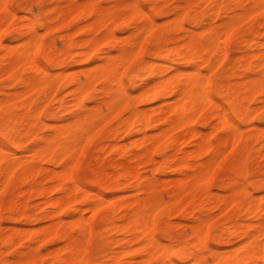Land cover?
<instances>
[{
  "label": "bare ground",
  "instance_id": "obj_1",
  "mask_svg": "<svg viewBox=\"0 0 264 264\" xmlns=\"http://www.w3.org/2000/svg\"><path fill=\"white\" fill-rule=\"evenodd\" d=\"M7 1L8 0H0V75L7 76L8 85L13 86L15 83H20L23 88H21L22 90L20 91L16 89H14L15 91L11 90L12 92L9 91L11 93L2 94V97H0V109L2 105L7 106V108L0 110V134L8 143L4 144L0 140V203L1 193L11 180L14 172L19 169V176L16 179V183L19 187L17 190L18 192H15L16 194L11 193L8 196L5 210L9 214L21 210V215L25 218L34 216L26 212V201L29 196L25 195V191L21 189V184L23 180L30 178L34 173L36 174V171L44 172L43 176L45 183H40L38 186L31 185L28 187V190H26L29 194L33 192L39 195L50 194L48 199L45 200L49 207V209L45 211V215L53 221L48 225L44 224L45 226L38 231L43 239L54 236L64 240V244L61 243L63 244L62 246L57 245L58 247L56 248L58 249L54 251L52 249L47 250L49 252L53 251L52 253L56 255V263L86 264L84 246L86 244L87 235L95 225L101 224L109 231L130 234L127 242L137 245L129 250H133L139 254L137 259L134 260V262H136L135 264H182L183 261H188L187 264H208L206 256L209 258L213 257L216 260L221 259V261L218 260L220 262L219 264H264V208L259 199H245V194L247 195L248 192L245 184L239 189V192L244 193L239 200L243 202L245 211L249 214H253L254 221L244 226L242 223L234 220L231 224V228H229V230L232 229V232L238 234L243 240L242 243H238L240 247L236 246V248L239 247L241 250L240 256L236 251H232L231 247L227 248V251H231L225 254L223 252L225 250L220 251L223 252V255H220L213 249L206 235L208 227L207 222H209L211 218L205 219L201 215L196 216L192 223H175V227L177 228V236L175 235L176 239L182 245L191 243L196 249L195 253L184 256L174 252L172 246L167 244L168 242L165 243L163 237L159 236L153 229L157 211L162 203L160 197L161 193L157 188L162 181H160V183L159 180H156L157 177L154 174V179L156 180L155 184L144 186L143 189L132 198L121 200L122 197H120L118 201V198L115 197L116 195L110 200L108 198V209L103 211L102 214L96 218V223H94L91 218L92 215L89 217V214L88 216L84 214L89 210L91 211L90 213L95 215L99 211L100 205L103 203L105 204V201L101 203V194H92L93 196L88 200L84 197L81 201H77V191L80 187L75 181L69 183L66 180L64 176L66 168H64V171H55L56 169H49L36 163L43 160L51 162L55 159L62 161L65 156L71 154L73 156L71 157L75 158L74 155L77 156L79 154L83 146L90 141L93 133L101 131L104 117L102 118L101 112L99 114V106L89 107L86 104V99L90 98L89 94L91 89L96 83H100L101 98L105 97L100 100V103H106L105 105L109 109L108 112L112 111L113 114L116 108H121L122 110L128 109L127 115H125L121 121L120 129L130 132L135 128V131L143 133L142 137H132L130 139L132 156L137 160L147 162L148 164L150 161H153V150L163 140L166 141V148L178 146L180 148L183 144L191 143L192 147L184 151L174 160L176 168L179 167L185 172L183 174L185 176L175 181L174 184H172L174 186L173 190L167 193L169 202L172 204L171 209L175 211V213L185 212L183 202L186 200H192L194 202L198 199L202 200L205 198L207 199L206 203H209L207 207L216 206L228 200L229 202L231 200H237L236 194H232V192H230V195L227 194L226 197L223 196L226 195L225 193H220L222 195H219L216 192H212V189L210 190L209 180L213 169L212 167L216 164L215 162H217L220 156H222L221 154L225 152L228 147L230 148L231 145H237L236 142H238L242 136L241 129L244 128L240 129L239 121L230 119L221 108L222 106L214 101L208 91V83L205 79L206 76L204 78V75L208 73L203 75L194 64L200 62H202L201 64H210L214 57L220 60L226 59L228 57L227 43L230 35L234 27L237 26L236 23L238 21L241 23L242 21V19L239 20V16L241 18V16L246 15L247 12H249L247 17L250 13L254 12L264 13V0H234L239 2L238 13L236 12L237 14L228 15L219 25L214 24L213 21L210 22L205 30L208 33L206 36L191 30L190 33L187 34L185 41L182 43L176 41L174 45L168 46V42L166 41H168L169 38L164 35L163 32L157 36L154 35L156 37L155 43L157 46L151 52L149 60H141L139 62L141 65L132 77L135 78V76L141 72H148V75L152 74L151 77H157V80L149 82V77L143 78L141 88L139 89L140 91L138 90L139 92H137L135 96H131L128 89L123 85L120 77V69L126 64H129L130 59H133L131 55L133 52L139 53L145 37L150 34H155L157 23H155L151 16L143 11L137 0L118 2L115 4L116 8L114 11H118L116 13L102 6L99 0H86L80 2L68 0L65 5L52 7L50 12H52L53 15H50L51 17L48 21L40 22V24L54 31L56 33V39L61 41L60 45L62 47L60 49L56 48V41H52L47 44L45 52L43 53V61L51 64H59V68L55 72H50L45 69L36 59L37 54L41 50V36L40 32L38 33L37 31V21L35 19L30 17L22 27L20 26L13 30V33L16 35H26L25 40L22 39V43L20 42L18 45H12L15 43H6L5 40L2 39L1 33L3 28L15 14L8 7ZM190 1V4H192L199 0ZM206 1H209V4H211L210 9H212L215 14L220 11L221 3L218 2L219 0ZM62 3L64 4V2ZM151 3H154V1L151 0ZM155 8L157 7L155 6ZM79 12H83L84 18L86 19L85 23L76 28V30H71L72 32H70V30L59 32L62 22L75 16ZM184 15L187 16L190 24L198 25L200 23V17H198V15L194 13V10L186 4L171 9L169 11V16L171 17L168 20L165 19V23H168L169 29L173 31L180 30L183 27ZM240 23L238 24L239 27ZM116 26H120L124 30L130 29L126 38L123 37V39H119L116 36ZM262 28L264 29V24ZM249 29L251 30V28ZM259 31L261 30H259L258 27L252 29V37L257 38V36H259L258 34H260ZM76 32L87 34L89 38L78 40L77 46L79 49L75 51L73 36ZM261 32L264 37V30ZM263 41H258L260 47L264 45ZM111 49L116 51L115 54H113L114 52L110 53ZM96 54L104 58V62L95 63V65H91L92 68H90V66L87 67L89 69L85 68L84 72H82V70L81 72L84 73L83 81H80V76L75 78V73L66 72L68 71L65 67L67 61L81 60L83 57H92ZM257 55L258 57L261 56V61H259L258 64H264V51L252 54L246 53L239 57L238 64H251V59L255 58ZM159 58L164 59L160 61ZM216 64L218 63L214 65ZM245 67H247V65ZM21 68L27 70L26 75H23L19 71ZM167 69H173V73L164 77V72L167 71ZM62 83L67 85V92L71 95V98L68 100H64L60 97V94L58 97V92ZM215 90L218 94H223L232 104L233 111L239 116L244 117L245 120L250 112L249 103L254 100L257 95H261L263 97L262 101L264 102V79L261 76L253 78L246 75L244 81L238 82L237 86L232 88L229 84L219 81L215 84ZM31 91L36 93L39 100H44V103L50 99L57 103L56 106L53 105L45 111L46 115L53 117L57 108L68 111L69 117L66 122L48 124L46 121H43L44 125H47L49 128V132L43 134L36 123L43 120L42 113L46 108L42 109L38 106V110L32 117L28 112L20 111L23 108L30 107L33 100L22 101L21 98ZM235 94H241L245 100V105H237V103L234 102ZM158 99L161 100V104L159 106L157 104L155 108H152L150 105V109H138L139 106L137 107L135 105L137 101L149 103ZM206 106H212L216 110L215 115L217 116V121H224V123H222L223 125L221 124L222 126L220 129L216 127L215 129L213 128L214 130L212 132L206 131V133H204L205 131L194 124V118L200 110ZM72 107L74 108L71 109ZM75 107L78 108L76 112ZM103 115L106 116V114ZM106 118H108V115ZM263 128L264 126L262 129ZM147 130H149V132ZM116 131L118 130L115 129L114 132L116 133ZM249 132V135L243 139L244 145H237V154L241 158L245 156L243 154L246 142L251 140L253 135H258V133L255 131L253 132V130ZM209 133L212 135V138H209ZM25 140L31 141L29 147L25 146ZM228 143H230V146ZM7 145H10L11 148H7ZM119 145L118 143L109 144L110 149L113 151L122 152L125 148H128L124 146L125 144L123 145L125 148L122 146L124 149ZM225 145L227 149L224 148ZM138 148H141L142 151H138ZM203 156H205L204 160H202ZM216 158L218 159L216 160ZM75 159L71 162L74 163ZM71 162L68 163L70 167H67L68 176L70 172L72 174V171L69 169L71 168ZM158 163L160 162L158 161ZM162 164L161 167H167L169 165H166V162ZM161 167L159 166L160 170ZM118 168L119 170L116 172L115 177L124 179L125 181L135 177L138 172L136 166H129L125 161L119 162ZM153 168L159 170V168H155V164L152 169ZM90 169L93 170V168ZM154 169L151 172H155ZM230 174L231 173L227 176L229 177ZM175 177L180 178L179 176ZM71 179H74L73 176ZM163 180H166V178H163ZM230 181L233 182V179ZM158 183L160 184L158 185ZM165 183L169 185L168 183H172V181H165ZM89 191V189H86L84 193H89ZM229 202H226L225 208H227L229 204H232ZM69 203H73L72 213L70 212L72 214L71 217H73L71 221L80 228L81 232H87V235H81L83 238H80L81 236L79 237L63 225L60 211ZM111 207H115L119 212L117 216L112 215ZM74 212H77V214L75 215ZM187 212L193 214L192 209H188ZM14 219L16 220V218ZM183 226L189 228L191 232L190 236H188L187 233L182 234L181 229ZM18 227L13 226L8 232H0V264H25L27 262L41 264L38 260L42 253L40 252L39 254L40 250L34 249L36 248L35 246L32 248L28 242H26L25 245L26 251L22 252L20 256L11 259L7 255L8 246H21L23 242L29 239V233ZM233 248H235V246ZM122 251L123 253L127 252V250ZM111 259L114 260L115 255H113ZM212 262H215V260Z\"/></svg>",
  "mask_w": 264,
  "mask_h": 264
},
{
  "label": "rangeland",
  "instance_id": "obj_2",
  "mask_svg": "<svg viewBox=\"0 0 264 264\" xmlns=\"http://www.w3.org/2000/svg\"><path fill=\"white\" fill-rule=\"evenodd\" d=\"M75 1L80 2V1H86V0H75ZM99 1L102 6L108 8L113 13H116L118 11H114L116 8L115 4H117L120 1H128V0H99ZM137 1L140 7L143 9V11H145L149 16H151L154 19L155 23L156 22L157 23H156V28H155V34L153 35L150 34L147 37H145L139 53L133 52L131 54L133 59H130L129 64H126L123 68H121L122 71L120 69V77L122 79L123 85L128 89L131 96L137 95V92L140 91L139 89L141 88V83H142L143 78L149 77L148 78L149 82L150 81L152 82L153 80H157V77H154V76L151 77L152 74L148 75V72H141L138 75H136L135 78L132 77V75L139 69L141 65L139 62L141 60L150 59L151 52L157 46V44L155 43V39H156L155 36L163 32V34L169 38L168 41H166L168 42L167 43L168 46L174 45L176 41L179 43H182L183 41H185L187 34H189L191 30L193 32L201 33L203 34V36H206L208 33L205 30L210 22L213 21L214 24L219 25L221 21L225 20V18L228 15L237 14L238 13L237 11L239 10L238 9L239 2H236L234 0H219L218 2L221 3V9H220L221 12L219 11L217 12V14H215L213 10L210 9L211 4H209V1H206V0H199L198 2H194L192 4H190L191 3L190 0H153L154 3H151V0H137ZM62 2H64V4ZM67 2L68 0H8L7 1L8 7L15 14H14V17L11 20H9L7 24L5 25V27L3 28L2 33H1L2 39L5 40L6 43H11V44L15 43L12 45H16V44L18 45L20 44V42L22 43L23 42L22 39L25 40L26 35H16L13 33V30L20 26L22 27L27 22V19H29L30 17L32 19H35L37 21V24H36L37 31L38 33L40 32V36H41V50L37 54L36 59L40 63L41 66H43L45 69L49 70L50 72L57 71L59 68V64H51V63H46L45 61H43V53L45 52V48L47 44L51 43L52 41H56V48L60 49L62 47L60 45L61 41L56 39V33L54 31L49 30L47 26L41 25L40 22H45L50 19L51 17L50 15H53V13L50 12V9L52 7H55L57 5L60 7L61 5H65ZM183 4L188 5L191 9L194 10V13L198 15V17H200V23L198 25L190 24L187 19V16L184 15L185 18H183V27L180 30L173 31L169 29V24L165 23L166 22L165 19L168 20L171 17L169 16V11L171 9L182 6ZM155 6L157 8H155ZM248 13L249 12H247L246 15H243L244 17L241 16L240 18L239 16V20L242 19V21L241 23L238 21L240 23V27L238 25L239 23L238 22L236 23L237 26L235 25L236 27H234L232 34L230 35V38L227 43L228 57L226 59H223L224 61L214 57L210 64H201L202 62L194 64V66L203 75L208 73L207 75H204V78L206 76L205 79L207 80V83H208V91L210 95L213 97L214 101L218 102L222 106L220 107L225 111V113L230 119H235L239 121L240 129L244 128V129H241L242 136L238 140V142H236L237 145L238 146L244 145L243 139L247 135H249L250 133L249 131L253 130V132L255 131L258 133V135H253L251 137V140L246 142L245 151L243 154L245 156H242L241 158L237 154L238 146L231 145L232 146L231 147L230 143H228L230 148L228 147L227 149L226 147L227 144L224 146V148L227 149L228 151L226 150L227 151V152L225 151L226 153L223 152L224 155L221 152L222 156H220V158L218 156L219 159L216 158V160L217 159L218 160L217 162H215L216 163L215 165L213 164L214 167H212L213 169L211 171L210 180H209L210 190L212 189V192L214 193L216 192L219 195H222L220 193H225L226 195H223L225 197L227 196V194L230 195L231 194L230 192H232V194L235 193L237 200L235 201L231 200L230 202L232 204H229L227 208H225L227 204L226 202H229V200L226 201L225 203H221L216 206H211L212 208L207 207L209 203H206L207 199L205 198H203L202 200L198 199L194 202L192 200H189V201L186 200L183 202L185 212L175 213V211L171 209L172 204L169 202L167 193L173 190L174 186L172 184H174V182L177 181L178 179H182L185 176L183 175L185 172L179 167L176 168L174 164V160L178 156H180L184 151L191 148L192 147L191 143L183 144L180 146V148L179 146L174 147V148H166L165 147L166 141L163 140L153 150V153H152L153 161H150V163L148 164L147 162H142V161L137 160L136 158L132 156V149L130 148L131 147L130 139L132 137L134 138L142 137L143 133L135 131V128L132 129L130 132L123 131V129H120L121 121L123 120L125 115H127L128 109L122 110L121 108H116L113 114H112V111H110L111 113L108 112L109 109L106 107L105 105L106 103H102V104L100 103V100L105 98V97L101 98V95H102L100 93L101 84L96 83L90 91V94H89L90 98L86 99V104L89 107L99 106V110H98L99 114L101 112L102 118L104 117L101 131L97 133L95 132L93 133V136L90 138V141H88L83 146L79 154L77 152L78 155L77 156L74 155L76 159L72 158L73 156L71 154V155L65 156L64 160L62 161L55 159L54 161H51V162H47L44 160L41 162H36L37 164H41V166L43 167H47L49 169L51 168L56 169L55 171L57 170L64 171L65 170L64 168H66V171H65L66 173L64 175L66 180L69 183H72L73 181H75L76 184L80 187V189L77 191V201H81L82 198L84 197L88 200L96 193L101 194L102 196L101 203L105 201V204L103 203L102 205H100L99 211L95 215L90 213L91 211L89 210L88 212L87 211L85 212L86 214H84L85 216L86 215L88 216L89 214V217H91L92 215L91 218L94 223H96L95 221L97 220L96 218L100 216V214H102L103 211L108 209L107 208L108 206L107 204L109 203V201L107 202L108 198L110 200L114 198V196L116 195L115 197L118 198L117 201L120 200V197H122L121 200L130 199L136 193H139L143 189L144 186L153 185L155 184L156 180H159V182L162 181V183L161 182H160L161 184L158 183V185L160 184V186L157 185L158 186L157 188L162 195V196L160 195L162 203L157 211V217L155 219V225L153 226V229L155 230V232H157L159 236L163 237L164 239L163 241L165 243L168 242L167 244L172 246L174 252H177L179 255H184V256L196 252V249L192 246L191 243L182 245L176 239L177 228L175 227V223H178V222H180L181 224L192 223L196 216L201 215L205 219L211 218L210 221L207 222L208 227L206 230V235H207V240L212 245L213 249L216 250L220 255H223L222 254L223 252L225 254L226 252L231 251V250L227 251V248L231 247L232 251L234 252L236 251V253L240 256L241 250L239 248L240 247L239 244L242 243L243 240L240 236H238V234L232 232V229L229 230V228H231V224L233 223L234 220L238 221L239 223H242L244 226L254 221L253 214L247 213L245 211L243 202L239 200L244 194L243 192H239L240 187L242 185L244 186L245 184L246 190L248 191L247 195L245 194L246 200L259 199L262 202L263 208H264V128L262 129V127L264 126V105H263L264 102L262 101L263 97L261 95H257L255 99L252 100L253 102L251 101L249 103L250 112H249V115L246 116V120H245L244 117L239 116L235 111H233L232 104L229 102V100L225 98L223 94L221 95L217 93V91L215 90V84L216 82L222 81V83L229 84L230 87L232 88L234 86H237L238 82L244 81L246 79V75H248L249 77H253V78H256L257 76L258 77L261 76L264 79V64H258L259 61H261V56L258 57L257 55L255 58L251 59V64H238L239 57H241L242 55L246 53L252 54V53H256V52L258 53V52L264 51V45L260 47L259 42H258V41L262 42L264 40V37L261 32L264 30L262 28L264 24V13L254 12V13H250L249 15L251 16L248 15L247 17ZM242 17L244 18V21ZM85 21L86 19L84 18L83 12H79L75 16H72L64 20V22H62L61 24V28L59 29L60 30L59 32L69 31V30L70 32H72L74 31V29L76 30V28L84 24ZM257 27L259 28V30H261L259 31L260 34H258L259 36H257V38L252 37L253 35L251 34V31L252 29H255ZM249 28H251V30ZM129 30H124L120 26L115 27L116 36L119 39H123V37L126 38V36L129 33ZM88 36L89 35L87 34H83L79 32L75 33V35L73 36V39L75 41V49H74L75 51L79 49V47L77 46L78 40L89 38ZM115 52L116 51L114 49L110 50V53L115 54ZM0 54H1V49H0ZM159 59L160 61L161 60L163 61L164 58H159ZM98 62H104V58H101L98 54L92 57L91 56L83 57L81 58V60H75V61L69 60L65 64L66 70H68L66 72L75 73V78H78L80 76L81 77V78L79 77L80 81H83L84 73L82 72L85 71V68L89 66L90 68H92V66ZM167 63H170V62H167ZM215 63H218V64L214 65ZM167 65H171V64H167ZM246 65L247 67H245ZM19 71L23 75L27 74V70L25 68H21ZM172 73H173V69H167V71L164 72V77L169 76ZM126 75H127V78H126ZM212 75H213V78H212ZM21 88L23 87L21 86L20 83H15L13 86L8 85L7 76L2 75L0 77V93H1L0 97H2V94L11 93L12 91H15L14 89L20 91L22 90ZM67 91H68L67 85L65 83H62L61 88L58 92V97L60 94V97H62L64 100L70 99L71 95ZM234 98H235L234 102H236L237 105L239 104L245 105V100L241 96V94H235ZM21 100L22 101L33 100L29 108H23L22 110H20L23 112L25 111L28 112V114L31 117L38 110L39 107H41L42 109L46 108L42 113L43 120L40 122L38 121L36 123L37 127L41 129V132H43V134H46L49 132L48 126L44 125L43 121H46L48 124L54 123V122L57 124H60V123H65L69 117L68 111H63L62 109H59V108L55 110L53 117L46 115L45 111L49 107H52L53 105L56 106L57 103H55L52 99L45 101L44 103V100L38 99L34 91H31L25 94L21 98ZM157 104L159 106L161 104V100L158 99V100L151 101L149 103H143L141 101H137L135 103L137 107L139 106L138 109L140 108L150 109L151 107L155 108L157 107ZM3 108H7V106L2 105L1 109ZM73 108L74 107H72L71 109ZM77 110L78 108L75 107V112ZM103 114H106V116L108 115V118H106V116ZM215 114H216V110L212 106H206L202 110H200V112L195 116L194 124L197 127L201 128L203 131H205L204 133H206V131L212 132L216 127L220 129L224 121L218 122L217 116ZM115 129L118 130L116 131V133L114 132ZM147 131L149 132V130ZM208 135H209V138H212V135H210V133ZM208 135H207V138H208ZM0 140L4 144L7 143L1 134H0ZM117 143L118 145L120 144L119 146H121V148H123L124 146L128 148L124 147L125 149L123 148L124 150L122 149L123 150L122 152L113 151L112 149H110L109 144H117ZM30 145H31V141L25 140V146L29 147ZM7 148H11V146L7 145ZM225 149H222V150H225ZM137 150L140 152L142 151L141 148H138ZM204 157L205 156H203L202 160H204ZM157 158H160V159H157ZM73 159H75L74 163L71 162ZM121 161H125L129 166H136L137 171H138L137 175L127 181H125L124 179L116 178L115 177L116 172H118L119 170L118 163ZM158 161L160 163H158ZM70 162L72 164H71V168L69 169L70 171H72V174L70 172L68 176L67 167H70L68 164ZM163 162H166V165L168 164L169 165L167 167L166 166L161 167V165H163L162 164ZM154 164H155V168H159L160 166L161 170L160 168L159 170H155L153 168L155 172H151L153 170L152 167L154 166ZM90 168H93V170ZM229 173H231L230 176L232 175L233 176L228 177L227 175H229ZM153 174L157 177L156 180L154 179ZM43 175H44V172L36 171V174L35 173L32 174L30 178L23 180L21 184V189L25 191L26 196H29L26 201V205H27V207L25 208L26 212L34 215V216L25 218V217H22L21 210L13 214H9L5 210V206L7 205L6 200L8 196L11 193L16 194L18 192L17 190L19 189L16 183L17 181L16 179L19 176V169H17L14 172L11 180L5 187L4 191L1 193L0 232H3V233L8 232L11 229V227L19 226L18 227L19 229L25 230L27 233H29V239L23 242V245L21 246L20 245H10L7 247V253H8L7 255L9 256V258L14 259L20 256L22 252L26 251L25 245H26V242H28L32 246V248H34L35 246L36 248L34 249L38 251L40 250L39 254L40 252L42 253V255L40 254V257L38 260L41 264H57L56 255L52 252L58 249L56 247L62 246L64 244V240H62L61 238L54 237V236H49L43 239L42 235L38 231L41 228H43V226L48 225L50 222L53 221L51 218L45 215L46 214L45 211L49 209L47 202L45 200L48 199L50 194L39 195L34 192L32 194L31 193L29 194L27 192L29 186L31 185L38 186L40 183H45V179ZM66 175L68 178L66 177ZM72 176L74 178L73 180L71 179ZM162 176L164 179L166 178V180H163ZM175 176H179L180 178H176ZM168 177H171V178H168ZM231 178L233 179V182L230 181L232 180ZM165 181L166 182L172 181V183H168L169 185H167ZM86 189L90 190L89 193L87 192L84 193V190ZM125 193H128V194H125ZM262 193H263V196H262ZM163 201H164V204H163ZM72 206H73V203H69L60 211V217L63 221L64 227L68 228L69 230H71V232L77 234L79 237L83 234L87 235V232H81L80 228L74 222L71 221L73 219V217H71L72 208H73ZM223 206L225 209L223 208ZM190 208L193 210V214H190L189 212H187L188 209L191 210ZM219 210H223V211H219ZM111 211H112L113 216H117L119 214V212L116 210L115 207H111ZM74 213L75 215L77 214V212H74ZM14 218H16V220ZM181 232L182 234L187 233L188 236L191 235L189 228L184 227V226L181 229ZM129 236L130 234H127V233L124 234L122 232L109 231L107 228H105L101 224L95 225L94 228L87 235V239L85 238L86 236L84 237L86 239V244L84 246L86 264H127V263L135 264L136 262H134V260L137 259V256L139 254L134 252L132 249L131 250L133 252L130 251L129 249L132 247H135L137 244L135 245L129 244V242H127V239ZM80 238H83V237L81 236ZM232 246L233 247L235 246V248H233ZM236 246H239V247L236 248ZM51 249L53 251H50V252L47 251ZM122 250H127L128 253L127 252L123 253ZM222 250H225V251L220 252ZM113 255H115L114 260L111 259ZM206 257L209 258L208 256ZM207 258H206V261L208 264H211V263L219 264L220 263L219 261H221V259L216 260L213 257L209 259ZM213 260H215V262H212ZM187 263L188 261L182 262V264H187ZM25 264H36V263L27 262Z\"/></svg>",
  "mask_w": 264,
  "mask_h": 264
}]
</instances>
